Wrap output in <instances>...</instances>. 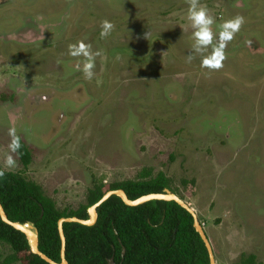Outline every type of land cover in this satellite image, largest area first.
Here are the masks:
<instances>
[{
	"label": "rangeland",
	"instance_id": "obj_1",
	"mask_svg": "<svg viewBox=\"0 0 264 264\" xmlns=\"http://www.w3.org/2000/svg\"><path fill=\"white\" fill-rule=\"evenodd\" d=\"M5 2L2 23L26 34L0 38V170L38 185L58 210L83 205L93 184L162 173L215 264L243 254L264 264V0H198L214 21L208 52L220 25L243 18L219 69L201 64L189 0ZM103 21L113 25L105 37ZM79 42L99 53L91 79L85 58L68 54ZM13 127L27 168L16 154L6 167ZM10 254L0 243V263Z\"/></svg>",
	"mask_w": 264,
	"mask_h": 264
},
{
	"label": "trees",
	"instance_id": "obj_2",
	"mask_svg": "<svg viewBox=\"0 0 264 264\" xmlns=\"http://www.w3.org/2000/svg\"><path fill=\"white\" fill-rule=\"evenodd\" d=\"M19 140L21 147L16 155L23 168H27L31 154ZM3 173L0 177V204L8 220L32 224L37 233L38 250L57 264L60 263L58 220L71 217L88 220V209L106 192L122 190L130 201H134L168 190L182 200L171 189L170 181L160 173L149 180L111 183L106 187L101 183L93 184L83 205L75 210H58L38 185L26 181L19 173ZM63 233L67 264H107L109 259L114 264H209L191 216L174 202L154 201L131 208L113 196L97 209L93 226L64 224ZM0 243L11 250L0 264H46L31 254L21 233L1 221ZM234 264L257 262L253 255L243 254Z\"/></svg>",
	"mask_w": 264,
	"mask_h": 264
},
{
	"label": "clouds",
	"instance_id": "obj_3",
	"mask_svg": "<svg viewBox=\"0 0 264 264\" xmlns=\"http://www.w3.org/2000/svg\"><path fill=\"white\" fill-rule=\"evenodd\" d=\"M187 19L190 21L192 28L196 31L193 32L194 45L197 51L202 52L201 64L202 66L209 69H219L222 66V61L224 60L223 49L225 47V42L231 41L234 34L239 30L241 24L243 23V18L237 16L236 18L224 22L220 25V31L218 39L220 43L218 46L212 47L211 51L208 52L209 47L212 45L213 32L211 26L214 21L213 18L207 14L206 9L203 7H198V0H189ZM113 25L108 21H103L101 25L100 36L105 37L110 34ZM208 52L207 55L205 53ZM72 57H84L85 63L83 64V74L85 79H91L93 77V67H94V57L99 55V53L90 52V46L85 45L83 42H79L76 45H69V53ZM193 57L189 56L188 60ZM8 136L11 138L8 145V150L10 155L6 156L5 164L6 167L12 168L15 166V160L12 154H18L20 150V140L16 135V129L9 128L7 132ZM4 175L3 171H0V177Z\"/></svg>",
	"mask_w": 264,
	"mask_h": 264
},
{
	"label": "water",
	"instance_id": "obj_4",
	"mask_svg": "<svg viewBox=\"0 0 264 264\" xmlns=\"http://www.w3.org/2000/svg\"><path fill=\"white\" fill-rule=\"evenodd\" d=\"M113 196L118 197L125 206L131 207V208L138 207V206L147 204L149 202H154V201L174 202L177 206H179L181 209L186 211L191 216L193 220L194 231L199 236L200 240L202 241L204 245V248L208 256L209 264H215L211 245L208 241L206 234L204 233L202 229V226L198 222L197 216L195 215L194 211L190 209L189 206L185 204L181 199H179L176 195L170 193L168 190H164L163 193L161 194L145 195L134 201H130L122 190L108 191L102 196V198L97 203H95L93 206H91L88 209V220H81L75 217L59 219L57 222V233H58L59 240H60V263L59 264H67V261L65 259V237L63 233V225L64 224H77V225L85 226V227L93 226L97 220V209ZM0 221L3 224L12 228L13 230L21 233L25 237L31 254L37 256L39 259H41L46 264H57L51 261L50 259H48L45 255L40 253V251L38 250V238H37L36 230L34 229L33 225L30 223L18 224V223L10 222L1 204H0ZM107 264H114L113 260L109 259L107 261Z\"/></svg>",
	"mask_w": 264,
	"mask_h": 264
},
{
	"label": "flooded vegetation",
	"instance_id": "obj_5",
	"mask_svg": "<svg viewBox=\"0 0 264 264\" xmlns=\"http://www.w3.org/2000/svg\"><path fill=\"white\" fill-rule=\"evenodd\" d=\"M7 1V0H6ZM5 0H0V4H5ZM5 18H1L0 19V38L1 39H6L7 37H12V36H15V35H18V36H21V37H25V32L24 31H20L19 33H16L17 31V26H16V23L14 24H5V23H2V21L4 20ZM7 29V30H6ZM21 139V138H20Z\"/></svg>",
	"mask_w": 264,
	"mask_h": 264
}]
</instances>
